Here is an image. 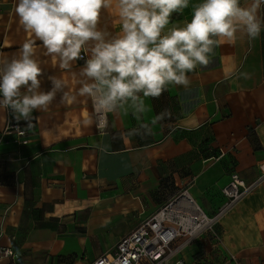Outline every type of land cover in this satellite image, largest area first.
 Returning <instances> with one entry per match:
<instances>
[{
  "label": "crops",
  "instance_id": "1",
  "mask_svg": "<svg viewBox=\"0 0 264 264\" xmlns=\"http://www.w3.org/2000/svg\"><path fill=\"white\" fill-rule=\"evenodd\" d=\"M201 2L189 0L174 12L165 32L190 21ZM16 5L0 0V61L34 39L20 25ZM258 15L264 18V4ZM120 24L115 2L100 10L99 29L115 36ZM34 58L42 69L39 90L52 89L50 76L63 88L28 120L0 107V133L10 118L29 140L0 145V247L14 252L0 264H94L183 191L208 216L218 214L234 176L258 185L182 258L185 264H264V30L255 39L244 33L234 43L221 39L209 64L188 73L187 86L168 84L158 97L141 93L103 114L79 95L85 60L61 68L39 41ZM64 93L75 101L61 102Z\"/></svg>",
  "mask_w": 264,
  "mask_h": 264
},
{
  "label": "clouds",
  "instance_id": "2",
  "mask_svg": "<svg viewBox=\"0 0 264 264\" xmlns=\"http://www.w3.org/2000/svg\"><path fill=\"white\" fill-rule=\"evenodd\" d=\"M114 2L121 33L112 36L97 25L100 10L110 9ZM262 4L264 0H252L247 6L241 0H202L194 6L190 21L183 26L174 23L165 32L172 14L187 8L189 0H17L19 23L34 39L25 40L18 56L0 61V107L28 120L62 90V81L54 76L49 77L52 89L39 90L42 69L34 58L37 41L49 55L59 57L61 68L81 59L82 50L90 52L81 71L85 80L79 95L92 98L101 114L128 99L139 100L141 93L158 97L168 84L187 86L188 73L209 64L221 39L234 43L237 33L250 39L260 35ZM75 99L64 93L61 102ZM138 107L142 109V103Z\"/></svg>",
  "mask_w": 264,
  "mask_h": 264
},
{
  "label": "built area",
  "instance_id": "3",
  "mask_svg": "<svg viewBox=\"0 0 264 264\" xmlns=\"http://www.w3.org/2000/svg\"><path fill=\"white\" fill-rule=\"evenodd\" d=\"M81 60H86L85 50H82ZM10 113V109H6ZM16 146L29 143L28 132L19 122L10 118L0 133V145L8 139ZM264 177V164L260 166ZM259 181V180H258ZM238 182L234 176L230 184L223 190L227 202L214 216H208L192 199L187 191L173 198L162 209L148 220L138 225L134 231L124 236L110 254L102 255L94 264H185L182 258L184 250L194 244L200 237L215 233L219 219L226 215L244 195L252 192L258 185ZM12 249L0 247V260L12 258Z\"/></svg>",
  "mask_w": 264,
  "mask_h": 264
}]
</instances>
